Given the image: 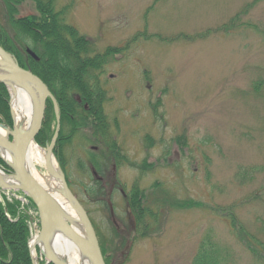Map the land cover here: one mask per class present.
I'll return each mask as SVG.
<instances>
[{"label":"rangeland","instance_id":"374dc122","mask_svg":"<svg viewBox=\"0 0 264 264\" xmlns=\"http://www.w3.org/2000/svg\"><path fill=\"white\" fill-rule=\"evenodd\" d=\"M54 9L95 54L117 49L98 78L118 166L88 129L52 151L104 264H193L206 243L218 264H264V0H54ZM35 15L33 0L17 8L16 17ZM49 103L34 140L43 151L55 127ZM0 170L13 175L5 164ZM134 188L155 204L143 233L126 204ZM2 197L37 220L29 249L39 235L34 206L20 190L0 187ZM189 200L199 207H177ZM33 260L45 264L38 248Z\"/></svg>","mask_w":264,"mask_h":264},{"label":"trees","instance_id":"16d2710c","mask_svg":"<svg viewBox=\"0 0 264 264\" xmlns=\"http://www.w3.org/2000/svg\"><path fill=\"white\" fill-rule=\"evenodd\" d=\"M23 1L0 0V47L12 55L20 67L40 78L55 97L60 130L54 152L86 129L92 132L93 138L101 137L107 142L108 129L103 113L105 94L98 77L107 58L117 49L108 48L104 53L95 54L91 42L73 26L64 23L62 13L54 9V0H33L37 15L16 17ZM47 103L50 108L49 100ZM0 123L12 125L8 92L1 83ZM3 164L0 160V165ZM144 199L137 188L126 196L133 228L140 233L156 217L155 204L148 207ZM191 201H183L177 207H199V203ZM29 205L33 208L32 203ZM18 208L19 202L15 199L2 197L0 200V264H33L27 246L28 217ZM255 242L249 240L252 247L257 244ZM193 264H218L216 249L209 243L202 244Z\"/></svg>","mask_w":264,"mask_h":264},{"label":"water","instance_id":"95a60500","mask_svg":"<svg viewBox=\"0 0 264 264\" xmlns=\"http://www.w3.org/2000/svg\"><path fill=\"white\" fill-rule=\"evenodd\" d=\"M28 53L34 57L31 51H28ZM0 83L3 84L8 89V91L9 89L15 90V88H22L33 96L32 87H34L39 93L38 98H34V120L29 131L22 133L13 122L11 129L13 134H9V136L6 138H0V146H5L12 150L15 160L14 165H10L1 156L0 159L10 169L13 175L18 178L17 186H7L5 189L20 190L26 193L37 211L39 219V236L42 238L44 247V252H40V254L45 259V264H63L55 257L50 248V234L56 227L62 229L69 240L80 251L84 252L90 258L93 264H104L95 231L85 210L69 190L64 176L62 175L58 166V172L56 173L51 170L48 164L60 130L59 110L51 92L40 78L34 75L29 69L20 67L12 55L4 51L1 47ZM47 100L51 101L53 105L55 127L51 140L44 151L45 169L50 175L59 180L61 185V194L78 217L79 222L84 228L85 237L80 236L78 233H76V231H74L71 225L56 209L46 191L26 173L23 167V150L28 146L29 143L35 140V137L40 130L44 115L45 103ZM10 113L13 121L12 110ZM29 252L33 264H36L33 260L30 248Z\"/></svg>","mask_w":264,"mask_h":264},{"label":"bare ground","instance_id":"6f19581e","mask_svg":"<svg viewBox=\"0 0 264 264\" xmlns=\"http://www.w3.org/2000/svg\"><path fill=\"white\" fill-rule=\"evenodd\" d=\"M11 95V110L13 113L14 125L22 132L26 133L33 123L34 98L39 96L38 91L32 87L33 96L25 89H9ZM13 134L11 129L0 125V138H6ZM0 156L10 165H14V154L11 149L0 146ZM22 163L26 173L36 181L49 195L54 206L62 217L71 225V227L80 236L85 237L84 228L78 220L75 212L70 208L66 199L61 194V185L59 180L50 175L45 168V152L32 141L23 150ZM48 164L53 172H58L57 163L51 156ZM18 178L14 175H7L0 170V187L17 186ZM50 248L55 257L63 264H93L90 258L80 251L66 236L62 229L56 227L50 234ZM29 247L33 259L36 258V248L44 252L42 238L35 234L29 241Z\"/></svg>","mask_w":264,"mask_h":264},{"label":"flooded vegetation","instance_id":"af4514ba","mask_svg":"<svg viewBox=\"0 0 264 264\" xmlns=\"http://www.w3.org/2000/svg\"><path fill=\"white\" fill-rule=\"evenodd\" d=\"M103 92L105 93V90H103ZM105 118H106V116H105ZM106 126H107V129H108V131H109V127H108V124H107V121H106ZM115 126V128H116V125H114ZM87 132H91V131H89V129L87 130ZM90 135H93L92 134V132L90 133ZM100 136H101V134H100ZM104 138V137H103ZM95 139V138H94ZM100 141H101V143H102V146L103 147H105L107 150H108V155H104V154H106V153H102L103 154V156L104 157H106V156H109L110 155V157H112V159H116V161H117V166H118V149H120V148H118V143L117 142H114L112 145H110V144H108V143H106V141H104L101 137H100ZM93 149V154L94 155H91V157L93 158L92 160L93 161H101L99 158H101V155L99 154V150H98V148H96V147H93L92 148ZM97 152V153H96ZM97 154V155H96ZM112 171H113V174H115L114 173V171H115V166H113L112 167ZM93 175L96 177V179L99 181V182H101L102 184H104V183H106L105 182V177H104V174L103 175H98L96 172H93ZM112 182V181H111ZM115 187H118V179L117 178H115V177H113V182L111 183V189H113V188H115ZM114 190H117L116 188L114 189ZM119 190H121V189H119ZM122 192V191H121ZM126 197V196H125ZM113 211H112V208H110V210H109V216H110V218H111V223H112V225L114 226V228L115 229H119V227H120V224L118 223V222H116L115 221V219L113 218Z\"/></svg>","mask_w":264,"mask_h":264},{"label":"built area","instance_id":"2783aa9c","mask_svg":"<svg viewBox=\"0 0 264 264\" xmlns=\"http://www.w3.org/2000/svg\"><path fill=\"white\" fill-rule=\"evenodd\" d=\"M36 223H37V220L35 222L34 221L33 222H31V221L29 222V225L28 226L30 228V231L32 229V226H36Z\"/></svg>","mask_w":264,"mask_h":264}]
</instances>
